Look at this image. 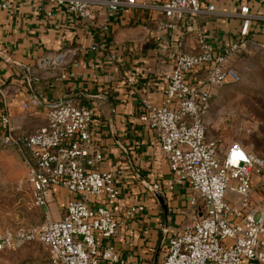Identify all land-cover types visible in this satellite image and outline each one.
Segmentation results:
<instances>
[{
  "label": "built area",
  "instance_id": "1",
  "mask_svg": "<svg viewBox=\"0 0 264 264\" xmlns=\"http://www.w3.org/2000/svg\"><path fill=\"white\" fill-rule=\"evenodd\" d=\"M24 1L65 9L89 24L101 11L116 16L137 8L162 13V29L171 31H178L187 19L174 49L173 68L165 76L163 104L141 101V122L155 134L169 165L167 186L186 190L195 214L191 225L168 236L160 264H264V158L239 143L222 148L208 140L207 121L214 91L240 81L229 61L246 49L247 41L264 36V15L253 12L250 5L236 12L218 11L206 0H168L160 5L138 0ZM202 16L239 20L240 40L217 48L195 27ZM103 30L109 32L108 25ZM189 41L195 52L187 50ZM62 61L60 55L57 63ZM70 78L67 73L61 76ZM59 103L32 133L15 123L6 106L0 108V150L12 149L22 159L32 208L48 210L58 188L70 197L60 220L47 213L39 226L0 231V253L40 243L49 253L50 264H128L110 244L122 225L111 208L119 201L121 189L113 173L95 170L104 156L91 134L94 110L70 96ZM39 105L33 99L24 108ZM154 190L159 191L160 185L155 184ZM101 198L107 202L100 203ZM144 209L143 205L128 208L125 220L131 221Z\"/></svg>",
  "mask_w": 264,
  "mask_h": 264
},
{
  "label": "crops",
  "instance_id": "2",
  "mask_svg": "<svg viewBox=\"0 0 264 264\" xmlns=\"http://www.w3.org/2000/svg\"><path fill=\"white\" fill-rule=\"evenodd\" d=\"M138 1L160 5L168 0ZM206 2L225 12L250 5L253 12L264 15V0ZM164 22L162 13L137 8L116 16L101 11L96 22L89 24L48 4L39 7L24 0H0V108L6 106L27 133L43 126L50 106L66 96L94 110L91 134L104 156L97 170L113 173L121 189L119 201L111 208L122 225L110 244L128 264H153L163 233L168 238L195 220L186 190L167 186L168 162L155 134L140 119L142 100L163 104L165 76L171 73L174 49L188 25L185 19L178 31H171L162 29ZM105 25L109 32L103 30ZM195 27L217 48L240 40L241 22L236 19L202 16ZM255 46H264V36L247 41L230 66L236 69L237 59ZM187 50L195 52L190 41ZM60 55L63 61L58 64ZM65 73L72 78L62 80ZM33 99L42 103L26 111L24 106ZM155 184L160 185L159 191L154 190ZM154 192L164 195L167 213ZM69 199L68 192L58 188L49 209L40 212L60 220ZM99 202L107 201L101 198ZM136 205H143L144 211L126 221L127 209Z\"/></svg>",
  "mask_w": 264,
  "mask_h": 264
},
{
  "label": "rangeland",
  "instance_id": "3",
  "mask_svg": "<svg viewBox=\"0 0 264 264\" xmlns=\"http://www.w3.org/2000/svg\"><path fill=\"white\" fill-rule=\"evenodd\" d=\"M236 70L240 81L218 89L211 103L208 140L217 141L222 148L239 143L264 158V46H255L239 57ZM45 217L30 204L27 169L22 159L12 149H1L0 231L36 227L45 222ZM0 264H50V256L40 243H30L16 251L0 253Z\"/></svg>",
  "mask_w": 264,
  "mask_h": 264
},
{
  "label": "water",
  "instance_id": "4",
  "mask_svg": "<svg viewBox=\"0 0 264 264\" xmlns=\"http://www.w3.org/2000/svg\"><path fill=\"white\" fill-rule=\"evenodd\" d=\"M37 100L42 103V101L40 99H37ZM58 106H60V103L51 105L50 108H54V107H58ZM154 194L157 197V199L159 200V202H160L161 206L163 207V209L165 210V212L167 213V203H166V199H165L164 195L161 193H158V192H154ZM199 217L202 218V214H200ZM166 239H167V232H164L162 235V238L160 240V243L157 247L153 264H159L160 255H161L163 248L165 246Z\"/></svg>",
  "mask_w": 264,
  "mask_h": 264
},
{
  "label": "trees",
  "instance_id": "5",
  "mask_svg": "<svg viewBox=\"0 0 264 264\" xmlns=\"http://www.w3.org/2000/svg\"><path fill=\"white\" fill-rule=\"evenodd\" d=\"M162 252H164V250Z\"/></svg>",
  "mask_w": 264,
  "mask_h": 264
}]
</instances>
